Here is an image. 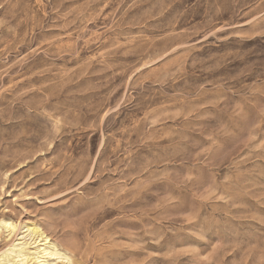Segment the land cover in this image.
<instances>
[{"label":"rangeland","instance_id":"obj_1","mask_svg":"<svg viewBox=\"0 0 264 264\" xmlns=\"http://www.w3.org/2000/svg\"><path fill=\"white\" fill-rule=\"evenodd\" d=\"M4 220L0 264H264V0H0Z\"/></svg>","mask_w":264,"mask_h":264},{"label":"bare ground","instance_id":"obj_2","mask_svg":"<svg viewBox=\"0 0 264 264\" xmlns=\"http://www.w3.org/2000/svg\"><path fill=\"white\" fill-rule=\"evenodd\" d=\"M2 227H5L9 232H12L15 228V225L11 221L4 220L0 224V229ZM30 231L37 234L35 241V250L31 253L32 255L30 257V260H32V264H54L53 262H50L51 259H49V257H61L62 254L60 253L58 248L55 246V244L50 242L48 237L42 232L37 233L33 227L30 228ZM15 246L16 245L14 244L13 247L16 248ZM14 248H11L8 252L15 253V257L18 258V263L23 264L28 259V257L22 252V248H20L19 250H16ZM5 259L8 261L6 257Z\"/></svg>","mask_w":264,"mask_h":264}]
</instances>
